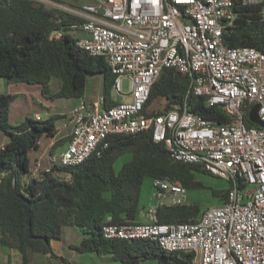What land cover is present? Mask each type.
<instances>
[{"label": "built area", "instance_id": "2783aa9c", "mask_svg": "<svg viewBox=\"0 0 264 264\" xmlns=\"http://www.w3.org/2000/svg\"><path fill=\"white\" fill-rule=\"evenodd\" d=\"M50 5L79 22L76 46L101 57L114 76V104L100 97L91 107L80 99L70 112L68 140L60 154L39 157L30 178L42 180L54 167L73 168L108 147L107 138L150 132L173 161L198 165L228 183L226 200L201 210L187 223L161 224L158 208L188 205L186 189L168 178L151 180L154 204L146 221L107 224L106 240H152L166 252L192 254L191 264H264V127L248 113L258 104L264 123V53L229 48L223 35L235 25L238 6L264 0H32ZM52 32L50 38H59ZM163 69L188 76L183 102L165 108L148 105ZM129 89L122 92V81ZM221 107L229 122L217 125L193 113L189 95ZM45 117L35 114L33 119ZM249 122L251 126H248ZM68 124L56 126L57 136ZM52 146V145H51ZM57 162L59 165H57ZM109 220V219H108Z\"/></svg>", "mask_w": 264, "mask_h": 264}, {"label": "trees", "instance_id": "16d2710c", "mask_svg": "<svg viewBox=\"0 0 264 264\" xmlns=\"http://www.w3.org/2000/svg\"><path fill=\"white\" fill-rule=\"evenodd\" d=\"M234 11L235 25L224 33V45L264 53L261 7L238 6ZM78 22L32 0H0V78L38 85L44 96L50 95L49 84L55 78L60 87L52 97L80 99L89 76L99 75L103 107H110L114 104V76L101 57H92L77 48L73 28ZM54 31L61 32L59 38H50ZM188 89V76L163 69L151 88L148 105L163 99L165 108H169L183 102ZM15 97L0 93V134L6 140L0 146L1 249L17 253L20 264H36L35 256L68 264L56 256L51 242L61 241L66 228H76L81 240L73 249L106 258L112 264H191L192 254L166 252L152 240H106L102 227L138 223L145 179L168 178L180 182L186 190L208 189L218 205L226 200L227 182L224 189L206 188L196 175L212 176L198 165L173 161L165 145L154 142L150 132L110 136L108 147L82 164L73 168L55 166L58 176L50 173L42 180L31 179L32 156L42 140L55 136L60 116L52 114L41 121L28 118L12 126L8 116ZM187 103L193 113L214 124L229 122L226 112L219 106H207L204 97L191 94ZM66 141H57L50 153ZM127 155L130 159L116 169L117 161ZM201 210L195 203L158 208V222L187 223L194 221Z\"/></svg>", "mask_w": 264, "mask_h": 264}, {"label": "rangeland", "instance_id": "374dc122", "mask_svg": "<svg viewBox=\"0 0 264 264\" xmlns=\"http://www.w3.org/2000/svg\"><path fill=\"white\" fill-rule=\"evenodd\" d=\"M47 9H52L53 7L48 5H44ZM64 13V12H63ZM60 87V82L53 78L50 82V95L44 96L41 92V88L38 85L19 82L16 83L14 81L8 82L6 79L0 78V93L12 94L15 95L14 101L10 105L9 109V123L12 126H17L20 123L24 122L26 119L33 118L34 113H40L44 117H49V115L53 113H57L59 117L60 123L68 124V130L71 129V125L69 124L70 115L69 112L74 105V102L77 99H63L52 97L54 93L58 91ZM88 87L86 91L87 95L92 99H97L98 96L103 94L102 90V78L99 75L89 76L88 79ZM122 92L126 93L129 89L128 82L126 80L122 81L121 84ZM111 95L113 98L117 99V96L111 90ZM162 104H165L163 99H157L150 104L152 108H161ZM48 110V112L46 111ZM59 123V124H60ZM5 138L2 134H0V144L5 142ZM48 139H45L41 142L42 146L48 149ZM52 146L57 142L53 141ZM65 146H60L55 149L54 154H60ZM49 150L42 158L43 166H46L47 159L49 157ZM41 151L38 149L31 159L32 167L34 166L36 160L40 157ZM130 159V156H124L120 158L115 164V168L118 169L121 163ZM57 165L59 163L57 162ZM60 168V167H58ZM196 179L201 182L206 188L212 189H224L227 186L226 181L206 177L203 175H196ZM152 189H151V180L145 179L142 187H141V204L139 209V215L144 214V208L149 207L154 204L152 199ZM186 197L188 203L199 204L202 209L211 205H218L219 201L211 197V193L208 189H194V190H186ZM74 230V231H72ZM66 229L63 231L62 240L64 243H72L75 246H78L81 240V235L76 228ZM64 250H66V254H64V259L69 262V264H112L106 258H98L95 255L91 254H81L77 251H70L68 247L64 245ZM0 250H5L1 249ZM16 261L9 260L7 263L6 259L0 260V264H16ZM34 262L36 264H66L57 259H50L49 257L43 256H35Z\"/></svg>", "mask_w": 264, "mask_h": 264}, {"label": "crops", "instance_id": "0c3cea01", "mask_svg": "<svg viewBox=\"0 0 264 264\" xmlns=\"http://www.w3.org/2000/svg\"><path fill=\"white\" fill-rule=\"evenodd\" d=\"M89 79V78H88ZM51 82V81H50ZM49 88H50V84H49ZM87 88H89L88 87V80H87V86H86V89H85V93H84V97L83 98H80V99H84V101H85V104H86V106H88V107H91L100 97H102V95L101 96H98L97 97V99H92V98H90L88 95H87V93H86V91H88L87 90ZM2 94H6V93H2ZM80 99H77V101L76 102H74V105H72V108L73 107H75L76 105H77V103H78V101L80 100ZM111 99H112V101L114 100V98L112 97V95H111ZM71 108V109H72ZM47 112H48V110H46ZM35 114H40V113H34V115ZM53 114H57V113H53ZM33 115V116H34ZM52 115V114H51ZM51 115H49V116H51ZM33 119V118H32ZM60 122H58V124H59ZM58 124H57V126H58ZM68 136H69V130H68V128L67 129H65L64 131H62L61 133H59L57 136L55 135L53 138H50V139H48L49 141H48V145L47 146H45V147H47L48 149H46V148H44L43 146H42V144H41V142L42 141H44V140H42L41 142H40V147H39V149H40V151H41V155H40V157L42 156V158H43V156L47 153V150H51V145L54 143L53 141L55 140V141H62V140H68ZM66 143V142H65ZM64 143V144H65ZM4 144V142L3 143H1L0 144V146L1 145H3ZM64 144L62 145V146H64ZM49 153H50V151H49ZM144 214H140L139 215V217H138V221L137 222H144V221H146V212H147V210H148V207H146V208H144ZM66 229H73V228H66ZM65 229V230H66ZM72 231H74V230H72ZM64 245L66 246V247H68L69 249H70V251H76V250H74L73 248L75 247V245L74 244H72V243H64V241L63 240H54V241H52L51 242V246H52V250H53V252L56 254V256L57 257H59V258H63L64 259V254H66L67 252H66V250H64ZM8 255H10V259L11 260H15L16 262V264H20V258H19V255L17 254V253H13V252H11V253H9L8 252V250H0V260H2V258L3 259H6V261H7V263L9 262V260L10 259H8ZM65 260V259H64ZM59 261H61V260H59ZM61 262H63V261H61ZM65 262H67L66 260H65ZM64 263V262H63ZM68 264H69V262H67ZM1 264H3V263H1Z\"/></svg>", "mask_w": 264, "mask_h": 264}, {"label": "water", "instance_id": "95a60500", "mask_svg": "<svg viewBox=\"0 0 264 264\" xmlns=\"http://www.w3.org/2000/svg\"><path fill=\"white\" fill-rule=\"evenodd\" d=\"M24 44V41L21 42V45ZM258 104L252 106L248 113V121L251 124L257 125L259 127H264V123L259 119L257 112H258Z\"/></svg>", "mask_w": 264, "mask_h": 264}]
</instances>
